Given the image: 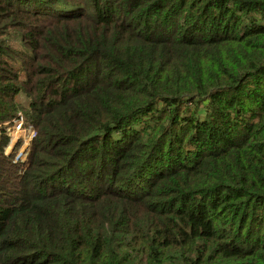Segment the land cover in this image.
<instances>
[{"label":"trees","instance_id":"1","mask_svg":"<svg viewBox=\"0 0 264 264\" xmlns=\"http://www.w3.org/2000/svg\"><path fill=\"white\" fill-rule=\"evenodd\" d=\"M0 264H264V0H0Z\"/></svg>","mask_w":264,"mask_h":264},{"label":"rangeland","instance_id":"2","mask_svg":"<svg viewBox=\"0 0 264 264\" xmlns=\"http://www.w3.org/2000/svg\"><path fill=\"white\" fill-rule=\"evenodd\" d=\"M9 133L12 135L13 137V143L12 145H16V143L21 139L23 141V146L22 148L19 150L18 154H17V157H16V160L21 156L20 153H23V155L25 154V150L27 149L28 146H30V133L29 132H18V133H14L13 134L11 133L10 129H9ZM9 147L7 150H6V153L7 154H10L12 151H13V147Z\"/></svg>","mask_w":264,"mask_h":264},{"label":"built area","instance_id":"3","mask_svg":"<svg viewBox=\"0 0 264 264\" xmlns=\"http://www.w3.org/2000/svg\"><path fill=\"white\" fill-rule=\"evenodd\" d=\"M12 127L10 128V131H11V133L13 134V132L15 133H18V132H20V131H22V132H29L30 133V137H29V139H30V141L36 136L35 135V132H34V129L33 128H26V126H25V123H24V119L23 118H21V119H19L18 121H16L13 125H11ZM11 135V134H10ZM12 136V135H11ZM12 139H13V137H12ZM12 143H13V140H12ZM13 146V145H12ZM20 157L19 158H24V155H23V153H20Z\"/></svg>","mask_w":264,"mask_h":264}]
</instances>
